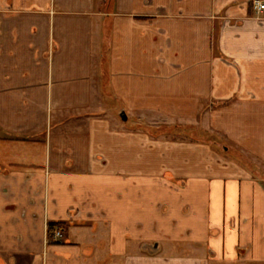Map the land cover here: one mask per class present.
<instances>
[{
  "label": "crops",
  "instance_id": "obj_1",
  "mask_svg": "<svg viewBox=\"0 0 264 264\" xmlns=\"http://www.w3.org/2000/svg\"><path fill=\"white\" fill-rule=\"evenodd\" d=\"M257 1L0 0V264H264Z\"/></svg>",
  "mask_w": 264,
  "mask_h": 264
},
{
  "label": "rangeland",
  "instance_id": "obj_2",
  "mask_svg": "<svg viewBox=\"0 0 264 264\" xmlns=\"http://www.w3.org/2000/svg\"><path fill=\"white\" fill-rule=\"evenodd\" d=\"M144 124H141V126H143ZM165 125V124H164ZM175 125L173 124H167V131L164 132L163 129V125L160 124L158 125V127H153L150 128L148 127L149 130H153L155 129V133L156 134H165V136L167 135L168 137H172V136H177L178 134H182L180 135L181 137L183 136L184 138H186L187 140H202V141H206V142H210L211 144H214L215 148H217V152L224 158H229V159H235L237 160L239 163H245L246 165L249 166L250 169L253 170V173L255 175H262L263 174V170H264V166L261 162H259L258 160H255L253 157L242 154L241 151L239 149L237 150H233V146L231 148V151L229 152L228 150L230 149L231 145L229 144V142L225 141V139L223 138V136L217 134L216 132L213 133L212 135L207 133V132H203V131H193L192 128L187 129L184 132H177L175 129L173 128ZM181 126H185L180 124L179 128H183ZM263 176V175H262ZM50 239V238H49Z\"/></svg>",
  "mask_w": 264,
  "mask_h": 264
},
{
  "label": "built area",
  "instance_id": "obj_3",
  "mask_svg": "<svg viewBox=\"0 0 264 264\" xmlns=\"http://www.w3.org/2000/svg\"><path fill=\"white\" fill-rule=\"evenodd\" d=\"M256 9L258 12L262 13L264 15V2L263 1H257L256 2ZM49 240L55 242L58 240H61L63 238V232L59 227H55L50 233H49Z\"/></svg>",
  "mask_w": 264,
  "mask_h": 264
},
{
  "label": "water",
  "instance_id": "obj_4",
  "mask_svg": "<svg viewBox=\"0 0 264 264\" xmlns=\"http://www.w3.org/2000/svg\"><path fill=\"white\" fill-rule=\"evenodd\" d=\"M121 117H122L124 120H127V115H126L124 112L121 113Z\"/></svg>",
  "mask_w": 264,
  "mask_h": 264
},
{
  "label": "flooded vegetation",
  "instance_id": "obj_5",
  "mask_svg": "<svg viewBox=\"0 0 264 264\" xmlns=\"http://www.w3.org/2000/svg\"><path fill=\"white\" fill-rule=\"evenodd\" d=\"M53 229H54V228H53ZM53 229H51V228L49 227V233H50ZM58 241H60V240H58ZM55 242H57V241H55Z\"/></svg>",
  "mask_w": 264,
  "mask_h": 264
},
{
  "label": "trees",
  "instance_id": "obj_6",
  "mask_svg": "<svg viewBox=\"0 0 264 264\" xmlns=\"http://www.w3.org/2000/svg\"><path fill=\"white\" fill-rule=\"evenodd\" d=\"M54 225V223L53 224H51V226H53ZM51 226H50V228H51Z\"/></svg>",
  "mask_w": 264,
  "mask_h": 264
}]
</instances>
